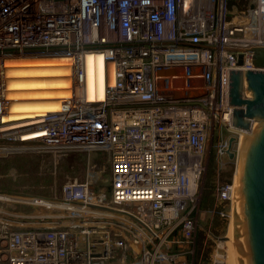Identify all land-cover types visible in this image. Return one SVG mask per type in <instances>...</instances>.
Here are the masks:
<instances>
[{
	"label": "built area",
	"instance_id": "2783aa9c",
	"mask_svg": "<svg viewBox=\"0 0 264 264\" xmlns=\"http://www.w3.org/2000/svg\"><path fill=\"white\" fill-rule=\"evenodd\" d=\"M229 1L0 0V156L86 154L83 176L52 196L0 194L38 211L29 221L0 208V264H227L233 175L213 184L207 207L199 179L207 142L232 131L228 69H251L249 48L264 46V0L233 15ZM87 52L113 67L100 100L83 93ZM18 54L69 57L71 96L61 110L8 128L5 60ZM226 147L227 137L216 151L227 156ZM216 212L225 220L218 235Z\"/></svg>",
	"mask_w": 264,
	"mask_h": 264
},
{
	"label": "water",
	"instance_id": "95a60500",
	"mask_svg": "<svg viewBox=\"0 0 264 264\" xmlns=\"http://www.w3.org/2000/svg\"><path fill=\"white\" fill-rule=\"evenodd\" d=\"M249 51L251 69H228L227 77V103L232 104L227 127L240 133L231 237L235 264H264V46H252ZM234 140L233 134L227 137L229 159L236 155L230 149Z\"/></svg>",
	"mask_w": 264,
	"mask_h": 264
},
{
	"label": "rangeland",
	"instance_id": "374dc122",
	"mask_svg": "<svg viewBox=\"0 0 264 264\" xmlns=\"http://www.w3.org/2000/svg\"><path fill=\"white\" fill-rule=\"evenodd\" d=\"M233 5V4H232ZM230 6L232 11L230 15L237 13V8ZM30 70L34 76L47 75L45 68H26ZM39 88H45L46 85H35ZM230 132L222 127L220 134L213 135L206 144L208 156L206 160L205 171L199 179L200 196L205 190L207 183L210 185L222 180H228L236 173V157L229 159L224 154L216 151L219 139H225ZM233 134V133H232ZM239 148V147H238ZM238 148L235 152L238 154ZM93 158L99 167L98 182L99 184H107L108 166L101 152L93 153ZM86 154L79 151H71L60 156L51 152L26 151L0 156V194L6 193L15 196H52L58 191L61 184L68 178H81L85 172ZM0 208L12 211L22 212L28 216H16L11 214H3L2 217L8 219H26L31 221L37 208L33 205L0 199ZM225 224L213 234L218 235L225 231ZM199 235V232L197 233ZM233 252V251H232ZM231 257V255H230ZM229 257L228 249L226 250V262L232 264ZM234 259V258H233Z\"/></svg>",
	"mask_w": 264,
	"mask_h": 264
},
{
	"label": "bare ground",
	"instance_id": "6f19581e",
	"mask_svg": "<svg viewBox=\"0 0 264 264\" xmlns=\"http://www.w3.org/2000/svg\"><path fill=\"white\" fill-rule=\"evenodd\" d=\"M187 2L190 0H186ZM241 54H236V61ZM242 59V58H241ZM238 63V62H237ZM71 59L67 56H36L18 54L5 60L7 76L8 110L4 120H12L8 128L24 126L38 121L49 111L61 110L64 98L71 96ZM26 68H45L47 75L34 76ZM83 93L87 100L103 98L104 86L113 82V67L105 63L100 53L87 52L83 65ZM35 85H46L39 88ZM36 130L25 134L27 138L41 135ZM240 140V133H239ZM239 141L237 142V148ZM236 148V150H237ZM236 163L238 154L236 153ZM237 165V164H236ZM226 250L235 264L232 250L231 217L227 225Z\"/></svg>",
	"mask_w": 264,
	"mask_h": 264
},
{
	"label": "trees",
	"instance_id": "16d2710c",
	"mask_svg": "<svg viewBox=\"0 0 264 264\" xmlns=\"http://www.w3.org/2000/svg\"><path fill=\"white\" fill-rule=\"evenodd\" d=\"M236 5L235 7L239 9H243L247 4H249V0H230L228 2L229 7L231 5ZM206 186L205 190H203L201 196H200V205L202 207L211 206L213 202V195H212V184H208ZM219 207V206H218ZM220 208V207H219ZM225 223V220L218 216L217 212L213 215L211 226L214 231H217L219 227L223 226ZM199 236V235H198Z\"/></svg>",
	"mask_w": 264,
	"mask_h": 264
}]
</instances>
